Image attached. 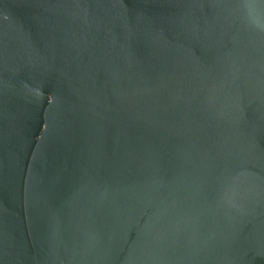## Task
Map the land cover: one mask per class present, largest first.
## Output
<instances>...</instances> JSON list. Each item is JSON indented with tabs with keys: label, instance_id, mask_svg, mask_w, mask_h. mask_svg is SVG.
I'll list each match as a JSON object with an SVG mask.
<instances>
[{
	"label": "water",
	"instance_id": "1",
	"mask_svg": "<svg viewBox=\"0 0 264 264\" xmlns=\"http://www.w3.org/2000/svg\"><path fill=\"white\" fill-rule=\"evenodd\" d=\"M0 264H264V0H0Z\"/></svg>",
	"mask_w": 264,
	"mask_h": 264
}]
</instances>
